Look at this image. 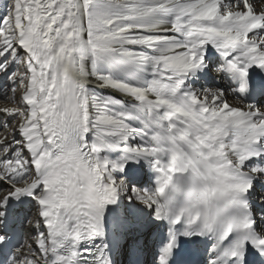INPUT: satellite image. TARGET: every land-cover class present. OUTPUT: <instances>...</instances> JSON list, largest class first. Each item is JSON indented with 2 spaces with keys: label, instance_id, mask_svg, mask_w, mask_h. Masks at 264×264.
<instances>
[{
  "label": "snow or ice",
  "instance_id": "snow-or-ice-1",
  "mask_svg": "<svg viewBox=\"0 0 264 264\" xmlns=\"http://www.w3.org/2000/svg\"><path fill=\"white\" fill-rule=\"evenodd\" d=\"M0 5V264H264V0Z\"/></svg>",
  "mask_w": 264,
  "mask_h": 264
},
{
  "label": "bare ground",
  "instance_id": "bare-ground-1",
  "mask_svg": "<svg viewBox=\"0 0 264 264\" xmlns=\"http://www.w3.org/2000/svg\"><path fill=\"white\" fill-rule=\"evenodd\" d=\"M0 8H3V6L0 5ZM220 83H221V81H219V79H217L216 84H220ZM201 85H204L205 87H212L213 86L212 82L196 81L194 83L195 87H200ZM7 87H8V84L6 82L0 81V88H7ZM4 103H5V101L0 99V106H2Z\"/></svg>",
  "mask_w": 264,
  "mask_h": 264
},
{
  "label": "rangeland",
  "instance_id": "rangeland-1",
  "mask_svg": "<svg viewBox=\"0 0 264 264\" xmlns=\"http://www.w3.org/2000/svg\"><path fill=\"white\" fill-rule=\"evenodd\" d=\"M3 6V5H2Z\"/></svg>",
  "mask_w": 264,
  "mask_h": 264
}]
</instances>
